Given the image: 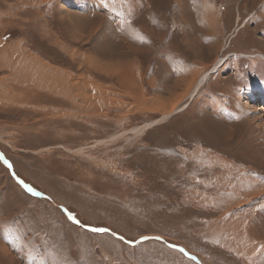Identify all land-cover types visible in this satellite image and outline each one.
<instances>
[{
    "label": "rangeland",
    "instance_id": "1",
    "mask_svg": "<svg viewBox=\"0 0 264 264\" xmlns=\"http://www.w3.org/2000/svg\"><path fill=\"white\" fill-rule=\"evenodd\" d=\"M12 53L39 62L47 82L28 87L48 96L0 95V264H253L264 0H0V94ZM58 105L72 116L49 123ZM217 157L259 186L244 204L218 198ZM243 211L258 217L242 249L218 222Z\"/></svg>",
    "mask_w": 264,
    "mask_h": 264
},
{
    "label": "bare ground",
    "instance_id": "2",
    "mask_svg": "<svg viewBox=\"0 0 264 264\" xmlns=\"http://www.w3.org/2000/svg\"><path fill=\"white\" fill-rule=\"evenodd\" d=\"M12 54L13 55H17L15 53H12ZM4 55H5V57H7L6 54H4ZM38 63L39 62L37 60H34L31 57L28 58V55H25V56H18L17 55L15 57H12L8 61V64H6L11 69V71H10V74H11L10 80L11 81H9L8 83L5 84V89H4L5 91H2V94H0V95L2 97H7L8 98L9 97V93L12 92V94L15 96V98H20V97L30 98V97H34L36 100L42 99L44 96H48L46 94L31 93L30 92V89L28 87V84L30 82H32V81L33 82H36V81H42L43 80V82H47V77L41 75L42 74V71H40V70H42V69H40L41 66L38 65ZM32 71H39V72L34 73ZM53 72H54V70H53ZM35 77L41 78L42 80L41 79H36ZM4 81H5V79L3 81H1V82H4ZM59 81H61V79H60V77H57L56 79H52L50 81V84H52L54 87H56L57 86L56 83H58ZM65 87L66 88L64 89V86H63L62 87V90L60 92L62 93V91H67L68 90V93L66 94V101H65V103L67 105L72 106V93H71L72 89L69 86H67V85H65ZM246 98L247 97L244 98L245 99L244 100L245 102L243 104L245 106V107L243 106L244 108H252L253 110L258 111V112L262 111L261 108H257L258 106L256 107V106L252 105V103L249 101L250 100L249 98H247V99ZM54 103L58 104L59 101L58 100H54ZM56 107H63V106L62 105L61 106L58 105V106H53V107L48 108L51 111V113H53V115L51 117H49V119H47V121L49 123L51 121L55 120V119H58V118H56L54 116L55 114H58V117H63V116L67 117L69 115L72 116V110L70 112L69 111L68 112H66V111L63 112V111H59L60 109H58ZM37 124L38 123H34L32 125V127H31V129L32 130L34 129L36 132H39L40 130L44 129V127H42V129L41 128H39V129L36 128V125ZM45 128L46 129H49L47 125H46ZM203 152H205V151H202L201 150L198 153H195V155L197 156V159L198 158L201 159L203 157L201 155ZM215 160L217 161L216 163H220L222 166H227V169H224L223 168L221 171H223L222 172V175L224 177H226V179H228V182H227V184H225V185L222 184V186H220V189L218 191V193H219L220 196L218 198L224 199L225 200L224 202H227V201L232 200V202H234V203H231L232 205H234V204H237V205L238 204H244L248 200V194L251 193L252 190L253 191L254 190H256V191L259 190V186L258 185H255L254 182L250 178H248L246 176L245 170H243V169L242 170H237L236 168L233 167L234 165H232V167L235 170L242 171L240 174H236L233 171V169H231V165L229 164L228 161H226V160H224L222 158H218V157L215 158ZM193 163H195V162H193ZM190 169L193 170L194 169V166H190ZM217 173H219V172H217ZM233 177L234 178L238 177L236 179V182L235 183L232 182ZM221 181H223V180H221ZM230 181L232 183H230ZM206 183H207V181H206ZM219 183L221 184V182H219ZM217 190H218V187H217ZM221 202H222V200H221ZM228 209L230 210V208H228ZM246 213H248V212L243 211L242 214H241L242 216L245 215V216H243L244 219H245V222H243V223H240V221L238 220V218H242V216L229 218L230 219V222L227 219H221V222H218V224H219L218 234L220 235V237L222 236V238H225V239L228 238V240H230V241L232 240L234 243H236L242 249L243 248H251V243H250L251 241H249V233L250 232H248V231H250V225H251L250 223H251V221L253 219H255L256 217H258V215H256V216L254 215V217H252V216L250 218L247 217L248 218L247 219V218H245L246 217ZM262 213H264V211ZM226 216H228V215H226ZM260 238L261 237H258V241H259ZM262 241L259 242V245L260 246H258V248L255 249L257 252H255V251L254 252L253 251L251 252L250 251L251 252L250 253V256H248V257L245 256V255H242V256L245 257V258H247L253 264H254V262L256 261V259L258 257L262 256L264 258V242H262ZM247 242H248V244L245 245ZM228 244L229 243H227V245ZM237 245H235V246H237ZM2 249H4V248H2ZM247 250L249 251V249H247ZM239 255H241V254H239ZM8 257H9V255H8Z\"/></svg>",
    "mask_w": 264,
    "mask_h": 264
},
{
    "label": "snow or ice",
    "instance_id": "3",
    "mask_svg": "<svg viewBox=\"0 0 264 264\" xmlns=\"http://www.w3.org/2000/svg\"><path fill=\"white\" fill-rule=\"evenodd\" d=\"M143 39H144V38L141 37V40H143ZM19 182L23 185V187H24L28 192L33 193L34 195H37V196L40 195L39 192H35L31 187H29V186H28L27 184H25L23 181H19ZM65 211H67V210H65ZM68 218H69L70 220H73V221L76 222V223H79V221L76 220L75 216L72 215V213H70V212L68 213ZM90 231H92V232H99V233H105V232L110 231V229H106V228H103V227H99V228H90ZM120 238L123 239V237H120ZM156 239L159 240L160 237H156ZM180 251H184V250H183V249H180Z\"/></svg>",
    "mask_w": 264,
    "mask_h": 264
}]
</instances>
